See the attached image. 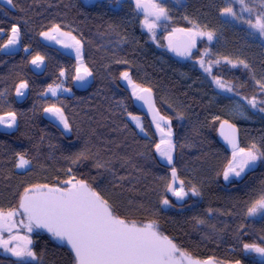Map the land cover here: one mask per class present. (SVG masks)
Listing matches in <instances>:
<instances>
[{
	"label": "trees",
	"instance_id": "1",
	"mask_svg": "<svg viewBox=\"0 0 264 264\" xmlns=\"http://www.w3.org/2000/svg\"><path fill=\"white\" fill-rule=\"evenodd\" d=\"M164 1L169 27H204L206 33H213L211 53L218 45L219 54L209 58L212 79L202 74L198 52L190 60L176 59L162 37L151 39L142 18L130 17L118 0L93 4L13 0L11 7L0 1V115L15 113L17 119L14 131H0V211L18 209L27 188L58 187L75 177L106 199L120 218L155 222L198 259L264 264L243 247H264V213L247 215L251 204L264 195V160L226 183L223 173L230 153L217 139L219 124L229 120L240 129L241 147L256 145L264 152V111L260 110L264 105L253 108L249 103L255 98L264 100L258 83H264V50L236 55L233 48L238 38L233 37L231 25L203 26L202 15L229 18L222 13L231 0H188L182 6L175 0ZM13 25L19 29L21 48L5 54L2 48ZM56 27L82 43L91 73L85 89L74 83L75 58L40 39ZM208 45L201 43L200 49ZM220 45L224 50L220 51ZM36 56L43 58L41 69L32 63ZM61 72L66 73V85L73 94L44 97L50 86L62 82ZM125 72L135 84L153 91L156 106L171 123L173 168L188 191L199 193L182 204L167 191L173 181L171 168L157 157L149 118L122 83ZM217 78L232 84L234 92L217 90L213 81ZM25 82L26 93L18 98L17 88ZM53 105L64 113L69 134L45 117V109ZM225 108L240 114L224 112ZM128 115L145 117L147 137L138 133ZM21 156L30 163L24 172L16 169ZM32 250L34 260L0 254V264H74L70 252L49 232L34 235Z\"/></svg>",
	"mask_w": 264,
	"mask_h": 264
},
{
	"label": "snow or ice",
	"instance_id": "2",
	"mask_svg": "<svg viewBox=\"0 0 264 264\" xmlns=\"http://www.w3.org/2000/svg\"><path fill=\"white\" fill-rule=\"evenodd\" d=\"M9 5L13 4V0H7ZM136 7L144 9L146 12L151 9V14L157 19L161 16H166L164 8L155 3L144 2V0H136ZM260 7L264 9V0H260ZM251 12L252 9L248 8ZM224 15L234 16L232 8H225ZM250 27L256 29L261 36H264V11L257 17L255 23L251 20L247 21ZM149 29L154 25L148 24ZM53 31H58L54 28ZM183 32V29L174 30ZM12 35L8 44H15L19 36V29L13 25L11 29ZM205 35V33H188L189 46H194L192 38L194 35ZM48 38H52L49 33H43ZM209 40H212L213 33H206ZM73 39H75L73 37ZM170 47H172V40ZM76 51L79 56L80 49L79 41H76ZM7 47V45L5 46ZM174 50H176L174 48ZM183 54V53H179ZM43 58L36 56L32 63L39 65ZM232 63V61H228ZM240 63H244L240 61ZM235 66V65H233ZM244 67H248L244 64ZM86 75H91L87 69L84 70ZM207 71V69H206ZM64 73L61 72V75ZM125 79H129L128 73H123ZM77 80L84 79V76L77 75ZM217 85L223 87L219 80L215 81ZM260 83L261 89H264V83ZM27 88V83H21L17 88V94L22 95V90ZM49 91L53 95L56 94V89L49 87ZM148 91V90H144ZM228 91H231L229 88ZM143 98V97H138ZM253 107H256L255 100L249 101ZM264 111V108L260 109ZM46 112L56 116L64 124L66 129L69 128L67 119L64 117L60 108L55 105L46 108ZM133 119H136L133 117ZM15 113H9L6 117H0V124H5L7 127H12L15 124ZM227 124V122H224ZM231 131L230 136H225V139L232 145L233 154L232 160L223 173L224 179L227 181L230 177H241L246 169L254 166L258 160H264V152L256 149V145H252L250 149L239 148L235 140V128L229 125ZM222 125V135H223ZM162 144L167 143V148L161 149L158 144L157 151L161 156L167 158L168 162L172 163L170 141H161ZM28 161L20 157V163L17 167H23ZM70 171V170H69ZM173 183L169 184L167 191L171 192L178 199H183L188 193L184 191L183 181L179 187L175 186L176 170L172 169ZM67 187H48V185H35L32 188L25 189L23 196L20 199L19 209L21 212L13 209L8 212L0 211V234L4 231L9 232L7 240L0 235V247H4L6 251L11 252L17 258L23 259L31 257L35 259V253L28 247L31 240L26 237L11 235L12 228L16 226L14 217L18 214H23L27 219V224L24 221L20 223L32 231L33 226L45 228L54 238L60 241H66L74 254V264H200L199 261L193 260L186 253L181 252L175 243L167 236L163 235L157 228L155 222L144 225H138L136 222H129L125 218H120L114 215L113 208L109 202L104 199L98 192L93 190L87 183L75 177L63 182ZM46 189V191H45ZM193 195L199 193L193 189ZM163 204L167 205L169 201L164 199ZM257 213H264V195L255 200L247 210V215L255 216ZM26 241L24 244L16 243L14 247H9L13 241ZM245 250L255 251L264 256V247H259L254 244H244ZM179 254V259L177 258ZM204 264H212L211 260L205 261ZM239 264V261H237Z\"/></svg>",
	"mask_w": 264,
	"mask_h": 264
},
{
	"label": "rangeland",
	"instance_id": "3",
	"mask_svg": "<svg viewBox=\"0 0 264 264\" xmlns=\"http://www.w3.org/2000/svg\"><path fill=\"white\" fill-rule=\"evenodd\" d=\"M0 1L4 5L11 7V5H9L7 3V0H0ZM102 1H104V0H102ZM118 1L124 3L125 8H127V11L130 13V17H132V14L134 12L137 16H140L142 18V26H143L144 30L150 35L151 39H153L154 41H157V39L159 37H162V40L165 43V47L170 53H171L172 47H170L169 37H171V40L173 41L175 38L180 37L182 34L188 35L189 32L194 33V34L205 33V35H198V34L194 35V37L192 38V40L194 42V46H192V48L189 50V52L184 57H182V58L175 57V58L178 60H181V61L190 60L198 52L197 55L201 59V61H199L198 63H199L200 70L202 71V74H204L208 78L212 79V65H210L209 58L211 56H213V57L218 56L219 49H218V45H217V47L215 48L213 53H211L212 49L210 48V45L213 41L214 36H213L212 40H209L207 35H206L205 30L203 29L204 27L202 29H199V28L194 27V26L191 28L169 27V25H168L169 16H168V11L164 6V2H165L164 0H150L151 3H155V4L159 5L160 7L164 8L166 11V16H161L159 19H157L156 16L151 14V13H143V12L139 11V9L136 7V0H118ZM144 1L149 2V0H144ZM187 1L188 0H175V3L182 6L184 4H187ZM85 2L88 4L90 3V1H88V0H85ZM218 2H220V0H218ZM229 7L232 8V10L235 13V15L237 16V18L235 17V15L234 16L230 15L229 18H224V16H223V19L218 18V16H217V18L215 20V18L212 15L211 16L202 15L201 16L202 21H201V19H200V21L202 22L203 26L206 25V27H207L209 25H212L215 27V29L218 27H219L218 29H221L222 26L228 27L231 25L230 29L232 31L233 37L238 38V40H239V41L236 40V43H234L233 50H234L236 55H243L246 53L248 55H251L249 53L254 54L256 52H260L261 50H264V36H261L260 33L256 29L250 27L249 24L247 23V21H249V20H251L253 23H255L256 17L262 11H264V9H262L260 7V0H231ZM248 8L252 9V11L251 12L247 11L246 9H248ZM203 16H205V18ZM224 22H225V24H224ZM226 22H228L229 24H226ZM210 23H212V24H210ZM148 24H152L154 26L151 29H149V27L147 26ZM53 29L45 32V33H49L52 38H48L45 35L41 34L40 39L44 43H46L47 45L58 48L62 52L73 56L75 58V61H76V67H75L76 74L78 72H85L84 71L85 69H87V71L90 72L86 66L85 61H84L83 47H82L81 41L72 33L63 31L59 28H58V31H53ZM177 29H183L184 31L183 32L174 31ZM11 35H12V32H10L8 34L6 42L2 48V52L5 54L16 52L21 48L20 34H19L15 44H11V45L8 44V41H9ZM73 37L75 39H73ZM76 41H79V45H78V47L80 49L79 56L77 55V51H76V48H77ZM237 41L240 44H242L243 46L245 45L244 48H241V46L239 45V43H237ZM205 42L209 45L206 47L204 46L205 48H203V49H200L201 43H205ZM253 42H255V43L253 44ZM6 45H7V47H5ZM254 45H256L257 47H255ZM245 49H247V51ZM221 50H224V47L220 45V51ZM28 51L29 50H27V49L25 50V52H28ZM42 67H43L42 65L36 66V68H38V69H41ZM206 69H207V71H206ZM63 73L64 74L61 75L62 82L60 84H57V85L52 87V88L56 89V94L53 95L52 92H50L48 89L46 91V93L44 94V97H51V98L56 99L60 96H71L73 94L72 90L70 88H68L66 85V80H67L66 73L65 72H63ZM90 77H91V75H90ZM128 77H129V79H125L122 75L121 80H122V83L126 87H128L134 102H136V100L139 99L138 97H140V93L144 89V87L135 84L129 75H128ZM216 80H219V79L218 78L213 79L214 85L217 88V90H219L221 92H225V93H233L234 92L232 84L219 80L221 82V84L224 85L223 87H221V86L217 85V83L215 82ZM74 83H75V81H74ZM229 88L231 89V91H228ZM22 92H23L22 95L17 94L18 98L25 95L26 89H23ZM254 100L256 102V107L260 106V105H264L263 99L255 98ZM253 108H255V107H253ZM224 112L234 113L236 116H238L237 114L239 113V112L235 111L233 108H228V109L225 108ZM44 115H45V117L54 121L66 134L70 133V128L66 129L64 127V124L56 116H54L51 113L46 112V111L44 112ZM63 115H64V113H63ZM6 116L7 115H0V117H6ZM64 117H65V115H64ZM133 117H135L136 119H133ZM128 120L134 125V127L137 129L139 134H141L142 136H145V137L148 136V133L145 129L146 119L144 116H142V115H128ZM148 124L153 129V132L155 134V138H154L155 149H156V154H157L159 161L162 162L163 164L169 166L171 168L170 170H172L173 169L174 154H175V141H174L173 130H172V126H171L170 121L168 120V118H166L164 115H162V113L159 110V116H158L157 120L151 121L149 119ZM16 127H17V119L15 120V124L12 127H7L5 124H0V131L12 132L16 129ZM156 129L160 130L161 133L158 134ZM162 140L165 142L170 141L172 146H173L171 149V156H172V163L171 164L168 162L166 157L161 156L160 152L157 151L156 146L158 144L161 146V149L167 148V143L162 144L161 143ZM240 148H243V147H240ZM244 149L248 150L250 148H244ZM232 154H233V152L230 153V161L232 160ZM25 160H27V159H25ZM19 163H20V157L17 161V165ZM258 163H259V160L255 163L256 166L258 165ZM29 167H30V163L28 161V163L25 164L23 167H17L16 166V169L19 172H24ZM250 170H252V169L251 168L246 169L245 172L242 174V176L246 175L247 172ZM234 178H237V177H230V179L227 180L226 183H230ZM176 179H177V181L175 182V186L179 187L181 181L178 179L177 176H176ZM172 183H173V181H172ZM58 187H67V185L62 184ZM183 187H184V191L187 192L188 194L186 196H184L182 203H184L185 201H187L188 199H190L193 196V194L185 188L184 184H183ZM169 195L172 197L173 201H175L176 196H174L171 192H169ZM15 210H17L18 212H21V210L19 208L15 209ZM6 212H8V211H5V213ZM260 214H263V213H257L256 216H258ZM14 220L16 222V226L12 228L11 235L26 237L28 240H31V244H29L28 247L32 249L33 248V237L38 232V230L33 226L32 231L29 232L28 229L20 223L21 221H24V224H27V219L23 214H18L17 216L14 217ZM137 224L138 225H144V224H148V223H137ZM156 226H157L158 230L163 235L168 236L161 229V227L159 225L156 224ZM0 235H2L3 239L7 240L9 238L10 234H9V232L4 231ZM25 242L26 241H24V240L13 241L12 244L9 245V247H14L16 243L24 244ZM0 254L4 255V256H10L13 258H17L11 252L6 251L4 247H0ZM251 254L255 255L256 257H260V254L256 253L255 251H252ZM17 259H20V258H17ZM20 260L21 261H31L34 259H32L31 257H25V258L20 259Z\"/></svg>",
	"mask_w": 264,
	"mask_h": 264
},
{
	"label": "water",
	"instance_id": "4",
	"mask_svg": "<svg viewBox=\"0 0 264 264\" xmlns=\"http://www.w3.org/2000/svg\"><path fill=\"white\" fill-rule=\"evenodd\" d=\"M88 1H96V0H88ZM144 2H147V1H144ZM139 11H141L143 13H151L152 10L149 9L146 12L144 9H139ZM172 45L173 46H172L171 52L177 58L184 57L189 52V50L192 48V46H189V36L187 34H182L180 37L175 38L172 41ZM174 48L176 50H174ZM179 53H183V54H179ZM77 75L84 76V79L77 80L76 79ZM76 77H75V83H76L78 88L85 89V88H87L89 86V84H90V75H86L85 72H78L76 74ZM144 90H148V91H144ZM140 97H143V98L142 99L139 98L138 100H136V102H135L136 106L141 110V112L144 114V116L148 117L151 121H156L158 116H159V110H158V108L156 106V100H155V95H154L153 91L148 89V88H144L141 91V93H140ZM225 121L227 122V124L224 123ZM222 125H223V133H224L223 135H222ZM229 125H231V126H233L235 128V130H236L235 131L236 144L238 145L239 148L241 147V132H240V129L238 128V126L236 124H234L233 122H231L229 120H223L219 124V126L217 128V139H218V142L220 143V145L223 146L228 153H232L233 152L232 145L229 144L228 141L225 139V136H230L231 135V131L229 129ZM156 131H157L158 134L161 133V131L158 130V129H156ZM255 167H256V164L254 166L250 167V168L254 169ZM171 176H172V170H171ZM176 176H177V172H176ZM176 181H177V179L175 180V182ZM45 191H46V189H45ZM175 201L177 202V204H181L183 199H178L176 197ZM19 204H20V202H19ZM113 212H114V210H113ZM114 215H117V214L114 212ZM35 228L38 231H41V232H48L45 228H41V227H35ZM168 238L171 239L173 241V243H175L177 245V247L180 249L181 252L186 253L193 260L199 261L200 264H204V262L208 261V260H211L212 264H237V263H225V262L218 261V260H215V259H206V260L198 259V258L192 256L191 254H189L186 250H184L174 239H172L170 237H168ZM57 242L59 244H62V245L65 246V248L70 252V254L72 255L73 260H74V254L72 253L71 248L67 244V242L66 241H60V240H57ZM250 252H252V251H250ZM177 258L179 259V254H177ZM260 258L264 260V256L260 255ZM183 264H187V261H184Z\"/></svg>",
	"mask_w": 264,
	"mask_h": 264
},
{
	"label": "flooded vegetation",
	"instance_id": "5",
	"mask_svg": "<svg viewBox=\"0 0 264 264\" xmlns=\"http://www.w3.org/2000/svg\"><path fill=\"white\" fill-rule=\"evenodd\" d=\"M96 1H99V0H96ZM96 1H90V3H94V2H96ZM129 13V12H128ZM130 14V13H129ZM132 16H134V17H136V18H138V17H140V16H137L134 12H133V14H132ZM169 16V15H168ZM171 54H172V52H171ZM173 55V54H172ZM174 56V55H173ZM175 57V56H174Z\"/></svg>",
	"mask_w": 264,
	"mask_h": 264
}]
</instances>
